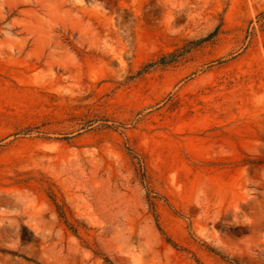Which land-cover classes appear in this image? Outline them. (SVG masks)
Instances as JSON below:
<instances>
[{
  "label": "rangeland",
  "instance_id": "rangeland-1",
  "mask_svg": "<svg viewBox=\"0 0 264 264\" xmlns=\"http://www.w3.org/2000/svg\"><path fill=\"white\" fill-rule=\"evenodd\" d=\"M0 264H264V0H0Z\"/></svg>",
  "mask_w": 264,
  "mask_h": 264
},
{
  "label": "trees",
  "instance_id": "trees-1",
  "mask_svg": "<svg viewBox=\"0 0 264 264\" xmlns=\"http://www.w3.org/2000/svg\"><path fill=\"white\" fill-rule=\"evenodd\" d=\"M176 58H177V54H174V53L164 54L163 56L160 57V59L156 62V64H161V65L170 64V63L175 62ZM151 193H152V191L149 190V202H150L151 208L155 212L156 211V209H155L156 208L155 196L151 195ZM48 195H49L50 199L53 201V203L55 204L57 211H58V214L63 219L64 223L74 233H77L78 232V226H76V224L74 222H71L69 220L65 205L60 203L57 194L55 193V191L52 189L51 186L48 190ZM159 228L161 231H163L161 226H159ZM163 233L165 234V232H163ZM167 240L169 242H171L170 238H167ZM175 245H177V244H175Z\"/></svg>",
  "mask_w": 264,
  "mask_h": 264
}]
</instances>
